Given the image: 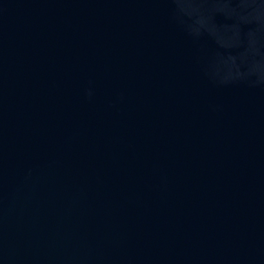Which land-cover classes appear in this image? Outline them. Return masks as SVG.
<instances>
[{"label":"water","instance_id":"1","mask_svg":"<svg viewBox=\"0 0 264 264\" xmlns=\"http://www.w3.org/2000/svg\"><path fill=\"white\" fill-rule=\"evenodd\" d=\"M0 264H264V0H0Z\"/></svg>","mask_w":264,"mask_h":264}]
</instances>
